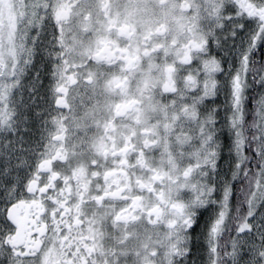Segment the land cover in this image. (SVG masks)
Masks as SVG:
<instances>
[{"label": "snow or ice", "instance_id": "1", "mask_svg": "<svg viewBox=\"0 0 264 264\" xmlns=\"http://www.w3.org/2000/svg\"><path fill=\"white\" fill-rule=\"evenodd\" d=\"M0 264H264V0H0Z\"/></svg>", "mask_w": 264, "mask_h": 264}]
</instances>
